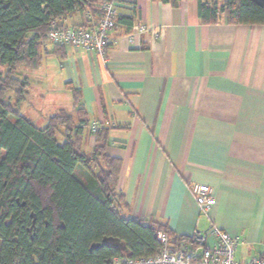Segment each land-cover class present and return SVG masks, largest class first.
I'll use <instances>...</instances> for the list:
<instances>
[{"label":"crops","instance_id":"crops-1","mask_svg":"<svg viewBox=\"0 0 264 264\" xmlns=\"http://www.w3.org/2000/svg\"><path fill=\"white\" fill-rule=\"evenodd\" d=\"M117 10L135 15L133 24L160 28L161 38L146 34L131 43V29L117 25L107 61L71 47L50 54L48 45L40 66L21 76L30 87L32 73L54 59L68 104L44 106L37 92L39 105L29 110L26 100L21 111L42 127L61 112L77 122L83 109L89 128L98 123L108 131L107 154L122 162L117 189L126 218L158 221L184 237L216 226L238 239L236 261L263 257L264 25L203 24L199 0L176 7L135 0ZM90 19L78 11L66 25L90 28ZM80 142L90 152L96 139L86 129ZM192 184L213 189L207 213Z\"/></svg>","mask_w":264,"mask_h":264},{"label":"trees","instance_id":"trees-1","mask_svg":"<svg viewBox=\"0 0 264 264\" xmlns=\"http://www.w3.org/2000/svg\"><path fill=\"white\" fill-rule=\"evenodd\" d=\"M113 1L117 8L135 3L0 0V264H112L115 257L148 258L162 248L160 232L172 244H194L192 237L175 235L166 224L123 215L128 206L117 189L122 162L107 154L108 131L100 126L92 132L83 109L77 110V122L61 112L43 127L21 111L29 81L15 68L35 70L48 45L53 46L50 54L65 48L48 42L50 23L78 11L89 12L90 22L98 20L102 7ZM160 1L173 7L180 2ZM198 13L207 25H264V0H199ZM134 16L117 10L116 24L131 29ZM86 129L96 139L90 152L80 142ZM105 238L122 248L104 243Z\"/></svg>","mask_w":264,"mask_h":264},{"label":"built area","instance_id":"built-area-1","mask_svg":"<svg viewBox=\"0 0 264 264\" xmlns=\"http://www.w3.org/2000/svg\"><path fill=\"white\" fill-rule=\"evenodd\" d=\"M88 15L91 18L89 12ZM116 15L117 1H113L102 7V16L98 20H92L90 28H69L66 18L54 20L49 25L47 40L52 45L95 53L107 61L106 55L115 42L112 32L117 27ZM146 34L155 39L162 36L158 27L135 23L131 28L129 41L132 43L136 36ZM91 129L95 133L100 125L93 123ZM190 192L201 212L207 213L215 205L210 186L192 184ZM157 239L162 243L157 255L136 259L115 257L112 264H264V256L245 263L236 261L235 253L240 244L238 239L230 237L216 226H211L204 234H195L192 245L172 244L163 232L158 233Z\"/></svg>","mask_w":264,"mask_h":264},{"label":"rangeland","instance_id":"rangeland-1","mask_svg":"<svg viewBox=\"0 0 264 264\" xmlns=\"http://www.w3.org/2000/svg\"><path fill=\"white\" fill-rule=\"evenodd\" d=\"M55 62L56 61L52 58L44 59V61L42 62L43 68L38 72L32 73V77L30 78V91L29 96L27 98L26 106L29 108V110H33L35 102H37V104L40 103V101H38L40 99L39 95L36 94L37 92L38 94L43 95L42 98L44 106L53 103L54 100H59L61 104H68V101L65 96H69V91H66L68 86L66 83V77L61 73L59 67H57ZM29 71L30 69L26 65H20L14 70L15 74L20 77H23L21 75H24Z\"/></svg>","mask_w":264,"mask_h":264},{"label":"water","instance_id":"water-1","mask_svg":"<svg viewBox=\"0 0 264 264\" xmlns=\"http://www.w3.org/2000/svg\"><path fill=\"white\" fill-rule=\"evenodd\" d=\"M103 242H104V243H106V242H111V243H113V244L115 245V247H120V248H122V246L119 245V244L116 242V240L111 239V238H105V239L103 240ZM92 248H95V246H93Z\"/></svg>","mask_w":264,"mask_h":264}]
</instances>
